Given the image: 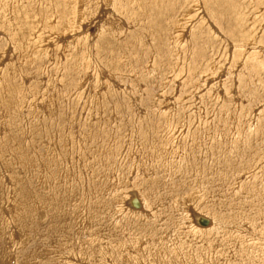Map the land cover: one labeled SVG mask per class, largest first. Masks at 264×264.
I'll list each match as a JSON object with an SVG mask.
<instances>
[{
	"label": "rangeland",
	"instance_id": "obj_1",
	"mask_svg": "<svg viewBox=\"0 0 264 264\" xmlns=\"http://www.w3.org/2000/svg\"><path fill=\"white\" fill-rule=\"evenodd\" d=\"M0 264H264V0H0Z\"/></svg>",
	"mask_w": 264,
	"mask_h": 264
},
{
	"label": "bare ground",
	"instance_id": "obj_2",
	"mask_svg": "<svg viewBox=\"0 0 264 264\" xmlns=\"http://www.w3.org/2000/svg\"><path fill=\"white\" fill-rule=\"evenodd\" d=\"M137 197V196H136ZM141 202V201H140ZM140 202L139 203H135V202H132V206H133V208L135 207L136 209L137 208H141V206L143 207V205H141L140 204ZM128 203V202H127ZM129 205V204H128ZM135 209V210H136ZM138 209V210H139ZM134 210V211H135ZM137 210V211H138ZM142 210V209H141ZM140 210V211H141ZM192 220H193V223L195 224V226L197 227V228H200V229H205V228H208L210 225H211V221H210V219L209 218H207V217H205V216H203V215H201V214H197V213H193V216H192Z\"/></svg>",
	"mask_w": 264,
	"mask_h": 264
}]
</instances>
